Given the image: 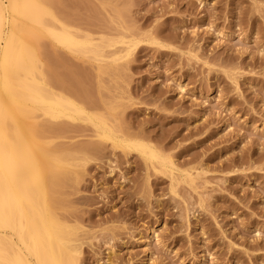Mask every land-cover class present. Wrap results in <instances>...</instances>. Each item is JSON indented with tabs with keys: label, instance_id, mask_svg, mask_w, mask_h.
Returning a JSON list of instances; mask_svg holds the SVG:
<instances>
[{
	"label": "rangeland",
	"instance_id": "1",
	"mask_svg": "<svg viewBox=\"0 0 264 264\" xmlns=\"http://www.w3.org/2000/svg\"><path fill=\"white\" fill-rule=\"evenodd\" d=\"M44 1L93 42L141 41L115 73L98 75L90 58L41 37L48 83L112 106L105 115L194 177L175 196L139 158L107 149L54 196L57 215L81 230L79 264H264V0ZM55 132L39 136L51 151L91 135Z\"/></svg>",
	"mask_w": 264,
	"mask_h": 264
},
{
	"label": "bare ground",
	"instance_id": "2",
	"mask_svg": "<svg viewBox=\"0 0 264 264\" xmlns=\"http://www.w3.org/2000/svg\"><path fill=\"white\" fill-rule=\"evenodd\" d=\"M41 37L78 60L90 58L98 75L115 73L141 42L130 36L93 42L56 20L44 0H0V264H79L81 230L57 215L54 196L65 181L78 184L87 165L107 149L113 157L139 158L146 175L167 178L175 196L179 184L194 182L149 137L126 128L120 115L102 111L115 108L48 83L35 49ZM117 44L122 48L105 53ZM58 128L82 137L90 132V139L51 151L39 136Z\"/></svg>",
	"mask_w": 264,
	"mask_h": 264
}]
</instances>
